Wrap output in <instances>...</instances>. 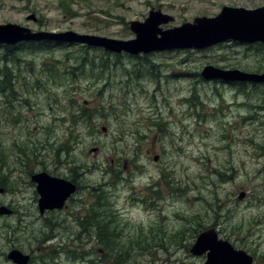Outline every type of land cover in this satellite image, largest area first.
Listing matches in <instances>:
<instances>
[{
	"label": "rangeland",
	"instance_id": "1",
	"mask_svg": "<svg viewBox=\"0 0 264 264\" xmlns=\"http://www.w3.org/2000/svg\"><path fill=\"white\" fill-rule=\"evenodd\" d=\"M66 4L68 11L60 0H0V24L131 40L135 34L130 22L145 21L151 10L174 18L161 25L166 30L197 17H216L225 6L256 9L264 0H66ZM32 14L36 22L28 20ZM33 45L14 52L0 46V68L6 63L33 82L36 106L30 115H37L29 126L32 132L37 128L33 138L42 137L44 127L50 129L54 146L49 148V160L62 142L71 140L70 157L88 172L85 182L110 183L107 193L118 221L113 225L112 217L91 219L104 222L100 232L91 226L78 239L67 227L65 214H39L35 188L6 192L0 209L12 211L0 214V264H13L7 259L12 246L31 251L32 264H114L115 248L102 245L97 237L108 229L124 250L130 249L133 239L143 240L140 245L132 243L134 249L124 264H179L170 261L188 258L185 249L174 250L190 245L191 233L183 236L186 225L206 215L224 216L227 240L264 263V83L246 82L241 87L201 76L209 65L263 74L264 45L227 41L203 50L154 52L147 55L149 62L124 57L119 60L127 69L114 71L108 90L104 86L108 75L96 73L91 64L84 69L83 59L115 54L92 47L82 52L80 45ZM188 57L191 61L180 63ZM136 61H142L147 71L131 78L123 70L132 71ZM50 66L59 71L52 73ZM2 98L0 93V103ZM187 98L192 101L186 103ZM3 108L1 144L24 136L23 130L2 126ZM85 110L95 113L89 121H84ZM62 114L70 124L55 121ZM74 114L81 117L77 131L70 120ZM165 130L170 136L162 137ZM61 172L66 174L65 168ZM152 186L160 197L147 205L136 201L146 199ZM49 235L54 238L44 244Z\"/></svg>",
	"mask_w": 264,
	"mask_h": 264
},
{
	"label": "flooded vegetation",
	"instance_id": "2",
	"mask_svg": "<svg viewBox=\"0 0 264 264\" xmlns=\"http://www.w3.org/2000/svg\"><path fill=\"white\" fill-rule=\"evenodd\" d=\"M28 44L31 43H21L15 46L4 45L2 47H4L9 52H14L21 50L20 48H23V46H28ZM34 44L74 46L67 44L44 43V42L34 43ZM256 44H259L261 46L264 45L261 43H256ZM80 46L82 47V52H84L85 49L90 48L84 45H80ZM124 57L131 59L135 58L137 60L139 59L146 60L148 58L147 55H128V54L93 56V59L92 57L89 58L87 56L83 59V61H87V63L84 62L83 67L84 69H86V67L89 66L88 64H91V67L95 69L96 73L98 72L102 73L104 74V77L108 75L107 79L104 78V80L106 81L104 85L105 90H108L110 87H112L111 77L114 71L122 67L124 69H127L124 62L122 60H119ZM4 60L5 57L3 58V61ZM97 61H99V64H97ZM188 61H191L189 57L184 58L183 60L180 61V63L188 62ZM147 62H149V59H147ZM4 67L5 64L1 68L2 71L0 72V83H3L6 78ZM132 67H133L132 71L123 70V72L130 75L131 78L137 77L139 73L141 72L143 73V70L147 71V68L144 66V63L142 61L134 62ZM8 69L12 70L13 78L15 79L13 81V84L15 87L11 94L6 93L7 91L5 90L4 87L1 88L0 90V93L3 96L2 101L0 103V107L1 106L4 107L3 108L4 120L2 121V126L9 127L10 129L18 128L20 130H23L24 136L15 135L12 141L10 142L8 141V143L1 144L3 152L0 153V157H1L0 188L3 190V192L0 194V197L6 192H11L13 190L21 189L23 187L27 188L31 186L35 188L36 194L38 196V198L35 201L37 202L36 209H38L39 214L43 217L46 214L47 215L65 214L66 219L64 221L65 223H67V227H69L72 230V232H74L77 235L76 237H78V239L81 238V236L88 231L86 229L91 226L93 227L92 231L96 230L97 234L100 232L99 226L97 225L96 221L89 222L92 221L91 219L98 220L99 217L102 219H108L112 217L113 219L110 221V223L116 225L115 223L118 221L116 216V211L113 209L111 196L109 195V193H107V188L110 186V183L96 184V183L85 182L84 177L88 172H86L83 166H78L76 164V161L70 157L72 154L71 151L73 149L72 147H69L67 143H70L71 140L64 143L62 142L60 146L57 149H55L56 150L55 157L49 160V154H50L49 148L52 147V145L54 146V144L51 145L50 143L51 134L48 137L50 133V129H46L44 127L42 129V132H40L42 133L43 136L38 138H33V133L37 131V128L34 132H32V129L29 128V126L31 125L30 122L36 120L37 118L36 113L30 115V113L32 112V110H34V107L36 106V101H34L33 100L34 97H32L33 90L35 89L33 87V82L27 80V78L24 77L23 74L21 75L22 71L20 69L18 71V69H13L9 66ZM34 79L35 78L33 77V80ZM216 81L228 85L240 84L241 87L243 86V84L239 82L236 83L224 82L221 80H216ZM45 100L46 98L44 99V101ZM185 101L186 103L187 102L190 103L192 100H190V98H187L185 99ZM22 112H25V114ZM63 114H62V118L55 117V121H59L62 124L68 122L69 119L64 117ZM80 118H81L80 116L74 114L70 119L74 123L73 127L75 131L78 130V123H76L75 121H81ZM68 123L70 124V122ZM161 134L162 137L170 136V133L167 130L162 131ZM78 136L79 135H76L75 138L76 140L78 139ZM69 149H71V151ZM62 153L65 154L64 159H62L60 156ZM64 168L66 170V174H64L63 172L59 173V170L62 169L63 171ZM44 172L48 173L52 177H57L69 181L75 186V190L66 200L63 208L53 209V210L48 209L42 213L39 208L40 195L37 191V184L32 180V177L35 174H40ZM153 187L154 186L149 188L150 192L146 194V199L140 198V199H136V201L142 202L144 204L146 203L147 205L148 200H155L157 197H160L158 191H153L152 189ZM9 211L11 212L12 210L10 209ZM91 213H97V215L96 214L92 215ZM222 218L224 219L225 217L222 215H206V216L195 217L194 220L192 221L185 220V222L187 221L190 222L189 224L190 226L188 227V224L186 225L185 231L187 232H184L183 236H187V233L188 234L191 233L192 240L189 246L180 245L175 247L174 250L176 251L179 250L180 248L185 249L188 258L186 260H184L183 258L175 259V260H171L170 262L179 263V264H206L208 261V254L210 250H207L206 252L200 255H195L192 253V248L196 244L198 238L206 232H210L211 234H214L215 237L217 236V239L220 241H229L227 240L228 220L225 219L221 220ZM70 224L73 225L70 226ZM110 231L111 230L108 229V232ZM150 233H153V230ZM53 238H54L53 235L46 236L43 240L44 244L47 241H52ZM17 241L19 240L17 239ZM192 241L194 242L192 243ZM232 245L234 246L235 249L242 250L236 247L233 243ZM155 247L159 248L161 246L156 245ZM139 249L141 250L142 248ZM204 249H208V247L206 246ZM12 250H19L24 255H28L30 257L28 264L35 263L34 256L32 255V253H30L31 251L27 253L24 252L21 248H17L16 246H12L10 252ZM9 254H7V259L9 261H12L8 258ZM247 254L253 258L252 264H264L261 260H259L257 256H253L248 252ZM79 256L80 254H77L78 260H82L80 259ZM13 264L15 263L13 262Z\"/></svg>",
	"mask_w": 264,
	"mask_h": 264
},
{
	"label": "water",
	"instance_id": "3",
	"mask_svg": "<svg viewBox=\"0 0 264 264\" xmlns=\"http://www.w3.org/2000/svg\"><path fill=\"white\" fill-rule=\"evenodd\" d=\"M28 20L37 21L32 14ZM174 18L161 10H151L148 18L130 22V30L135 34L131 40H120L91 34H80L68 30L65 32L33 31L19 24H0V45L13 46L22 42H54L80 44L94 48H102L114 54L129 55L151 54L170 49L203 50L211 46L235 41L241 44H264V6L256 9L224 7L216 17H197L193 23H185L180 27L162 29ZM207 80H222L225 82L263 83L264 73H249L237 69L226 70L206 66L202 72ZM94 148L92 152H96ZM159 160V156L155 157ZM32 180L37 184L40 195L39 208L46 210L61 209L66 200L74 192L75 186L61 178L52 177L48 173L35 174ZM3 190L0 188V194ZM244 198L241 194L240 199ZM5 207L0 214L9 213ZM213 237H212V236ZM208 249H204L205 247ZM207 250L206 264H252L253 258L243 250H237L229 241H220L214 234H202L192 253L200 255ZM15 264H28L30 257L19 250H12L8 256Z\"/></svg>",
	"mask_w": 264,
	"mask_h": 264
},
{
	"label": "trees",
	"instance_id": "4",
	"mask_svg": "<svg viewBox=\"0 0 264 264\" xmlns=\"http://www.w3.org/2000/svg\"><path fill=\"white\" fill-rule=\"evenodd\" d=\"M60 6L67 10L68 11V7H69V4L67 5L66 4V0H60ZM31 47L34 46L33 44L30 45ZM85 52V51H84ZM5 61H6V57H5ZM7 63H9L8 61H6ZM44 65H46L44 63ZM5 81L3 83H0V90L1 88H5V90L7 91L6 93L8 94H11L14 90V84H13V81L15 80L13 78V74H12V70L11 69H8V64L5 63ZM1 68H0V72H1ZM44 71H46L44 69ZM50 71H52V73H56L57 71H59V69H55L53 68V66H50ZM22 75V74H21ZM36 79H37V76H36ZM39 83V82H38ZM39 86V85H38ZM10 97V96H9ZM102 111H105V107H102L101 108ZM84 121H89L94 115L95 113L94 112H90L88 113L87 110L84 111ZM101 116H104L103 114ZM76 123L80 124L81 122L80 121H75ZM53 146V145H52ZM3 152L2 151V147H1V142H0V153ZM0 160H1V157H0ZM137 166V165H136ZM138 167V166H137ZM97 225L98 226H101L104 222H98L96 221ZM112 232H107V234H99L97 237L100 241V243L104 246H107L109 248L110 247V244H112V248H115V249H112V251L114 252V254H112V257H115V263L114 264H124L127 260H128V256H129V253L128 251H131L134 249V247L132 246V243H137L138 245H140L143 240L142 238H137V239H133V241L131 242V246L129 247L130 249L129 250H124L122 247V244H121V241L120 239L117 237V235L113 236L111 235ZM112 237V238H111ZM103 241H106V244L102 243ZM135 245V244H134Z\"/></svg>",
	"mask_w": 264,
	"mask_h": 264
}]
</instances>
